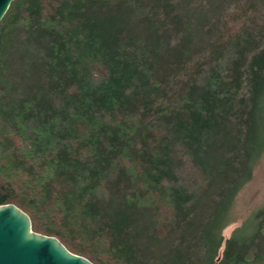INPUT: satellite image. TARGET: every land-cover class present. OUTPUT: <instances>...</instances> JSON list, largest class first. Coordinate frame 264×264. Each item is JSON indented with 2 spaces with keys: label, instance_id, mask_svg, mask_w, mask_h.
Listing matches in <instances>:
<instances>
[{
  "label": "trees",
  "instance_id": "1",
  "mask_svg": "<svg viewBox=\"0 0 264 264\" xmlns=\"http://www.w3.org/2000/svg\"><path fill=\"white\" fill-rule=\"evenodd\" d=\"M184 1L13 0L0 21V205L94 264H264V209L218 257L264 153V0L206 44Z\"/></svg>",
  "mask_w": 264,
  "mask_h": 264
},
{
  "label": "rangeland",
  "instance_id": "2",
  "mask_svg": "<svg viewBox=\"0 0 264 264\" xmlns=\"http://www.w3.org/2000/svg\"><path fill=\"white\" fill-rule=\"evenodd\" d=\"M184 9L192 17V23L204 24V44L216 37L213 23L218 17L222 21L230 17V13L242 5V0H188L184 1ZM210 27V29H209ZM202 200L199 204L204 211ZM264 209V153L253 164L251 179L246 182L236 193V196L228 211V224L222 229L224 241L219 250L218 257L222 256L225 240L236 235L238 239L246 240L256 231L255 217ZM203 215V214H202ZM260 239L256 242L264 251V236L260 233ZM258 264V263H257Z\"/></svg>",
  "mask_w": 264,
  "mask_h": 264
},
{
  "label": "water",
  "instance_id": "3",
  "mask_svg": "<svg viewBox=\"0 0 264 264\" xmlns=\"http://www.w3.org/2000/svg\"><path fill=\"white\" fill-rule=\"evenodd\" d=\"M13 0H0V21ZM0 264H94L70 252L55 236L32 230L27 213L0 205Z\"/></svg>",
  "mask_w": 264,
  "mask_h": 264
}]
</instances>
